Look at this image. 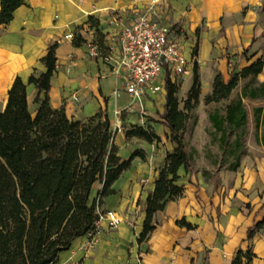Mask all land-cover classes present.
<instances>
[{"label":"crops","instance_id":"obj_1","mask_svg":"<svg viewBox=\"0 0 264 264\" xmlns=\"http://www.w3.org/2000/svg\"><path fill=\"white\" fill-rule=\"evenodd\" d=\"M145 5L146 0H26L9 25L0 24V110L5 108L18 76L27 83L34 69L45 72L40 61L57 43L56 71L49 91L52 108H63L77 121L100 112L107 115L118 155L123 161L132 159L130 168L112 186L115 194L101 205L103 211L117 213L122 222L111 228L106 221L94 239H77L58 255L56 264H232L239 250L253 252L251 264H264V229L248 239L249 229L264 221V97L249 96L264 93V65L260 74L241 79L232 92L230 101L241 99L248 113L244 132L239 130L224 146L211 141L218 145L214 162L230 165L239 161L237 170L226 168L218 175L208 170L187 174L181 169L178 184L184 188L183 197L168 202L154 215V231L140 242L147 197L155 188L166 154L175 147L161 119L168 74L156 83L161 91L145 99L141 108L125 91V73L101 57H90L87 43L95 41L103 52L110 48L116 52L115 39L131 22V9ZM160 21L182 37L191 62L189 73L178 77L179 94L184 91L183 96L178 94L180 106L193 85L197 67L200 102L212 108L204 129H212L208 115L217 105H206L204 99L212 93L215 77L220 74L227 83L232 74L241 73L260 59L264 61V0H163ZM70 33L75 39L65 40ZM27 94L29 109L35 115L38 90L28 85ZM251 125L255 134L248 139ZM133 126L152 130L161 142L127 139L126 131ZM237 138L239 150L234 146ZM136 152L143 158L133 157ZM191 156L195 160L194 152ZM102 188L97 183L92 197ZM182 220L193 228L180 226Z\"/></svg>","mask_w":264,"mask_h":264},{"label":"trees","instance_id":"obj_2","mask_svg":"<svg viewBox=\"0 0 264 264\" xmlns=\"http://www.w3.org/2000/svg\"><path fill=\"white\" fill-rule=\"evenodd\" d=\"M0 3V24L9 25L26 0H0ZM57 48V43L52 44L41 59L45 72L34 69L27 83L20 76L15 79L7 104L0 110V264H56L58 255L69 250L77 239L95 234L98 207L115 194L113 184L131 165L132 159L123 161L118 155L115 132L107 115L100 112L86 121H77L70 119L63 108H52L49 91L56 71ZM263 65L260 59L241 73L232 74L227 83L220 74L215 77L213 91L204 99L206 105H217L208 115L212 129L207 128L206 132L220 146L227 144L239 130L244 132L247 125L248 113L242 100L230 101L233 90L241 79L260 74ZM28 85L38 90L35 115L29 109ZM179 88V83H173L168 75L161 119L175 147L166 154L155 188L147 197L140 242L154 231V215L163 211L168 202L183 197L184 188L178 184L179 171L192 172V156L186 150L184 135L201 96L197 67L183 109ZM249 96L259 99L264 93ZM261 111L258 109L257 113ZM259 123L257 115V129ZM126 138H138L149 144L161 142L156 133L141 126L126 131ZM262 138L264 142V133ZM234 146L240 149L239 138ZM135 156L143 158L141 152ZM239 165L235 161L228 169L235 171ZM97 183L103 188L93 198ZM179 225L193 228L185 220ZM263 229L264 221L249 229L248 239ZM254 257L251 250H239L232 264H251Z\"/></svg>","mask_w":264,"mask_h":264},{"label":"built area","instance_id":"obj_3","mask_svg":"<svg viewBox=\"0 0 264 264\" xmlns=\"http://www.w3.org/2000/svg\"><path fill=\"white\" fill-rule=\"evenodd\" d=\"M162 6L163 0H146L144 7L132 8L131 22L122 27L115 39L116 52L112 48L108 53L103 52L95 41L87 43L90 57H101L117 71L125 73V91L139 102L141 108L145 99L161 91V86L156 83L163 74L178 83V77L186 76L190 71L191 62L185 55L182 37L160 21ZM74 39L73 33L65 36V40ZM100 208L95 234L89 236L93 239L104 222L107 221L111 228L122 222L117 213Z\"/></svg>","mask_w":264,"mask_h":264},{"label":"rangeland","instance_id":"obj_4","mask_svg":"<svg viewBox=\"0 0 264 264\" xmlns=\"http://www.w3.org/2000/svg\"><path fill=\"white\" fill-rule=\"evenodd\" d=\"M179 95L183 96L184 91H182ZM185 95V100L187 98ZM184 100V101H185ZM184 101L180 106L181 109L184 108ZM32 105V104H31ZM212 108H208L204 105L203 102H200L196 106L194 110L193 118L187 125V130L185 132V143H186V150L191 155L192 152L195 153V160L192 161V170L199 171V170H208L212 173H217L218 175H222V171H225L226 168L229 167V163L220 162L215 163L213 157L217 153L218 145H215L213 142L214 140L208 133L205 131V126L207 125V114L208 111ZM249 127L247 130L248 139L252 138L255 134V130L252 127ZM201 128V129H200ZM264 133V123L262 125V135ZM213 141V142H211ZM212 143V145L210 144ZM210 144V145H209ZM196 151H195V150ZM255 151V150H253ZM197 153V154H196ZM221 172V173H220ZM221 177V176H220ZM216 179V176L212 179L213 181ZM221 181V178H219ZM101 209V208H100Z\"/></svg>","mask_w":264,"mask_h":264}]
</instances>
